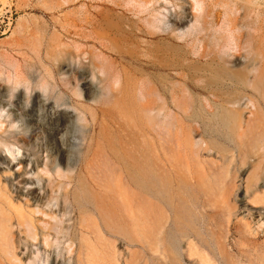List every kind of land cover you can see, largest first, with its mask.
Here are the masks:
<instances>
[{"label": "rangeland", "instance_id": "rangeland-1", "mask_svg": "<svg viewBox=\"0 0 264 264\" xmlns=\"http://www.w3.org/2000/svg\"><path fill=\"white\" fill-rule=\"evenodd\" d=\"M146 1L0 0V138L11 130L8 141L20 147L19 157L31 156L32 163L34 151L40 168L57 157L63 174L76 171L87 152L89 186L107 206L120 203V219H150L151 207L159 206L173 247L163 235L144 247L119 246L116 239L118 264H264V162L259 168L240 163L236 146L223 142L227 152L220 164L214 135L200 118L178 122L190 96L207 111L228 104L219 92L204 90L203 77L188 66L201 64L202 44L228 27L241 36L227 58L238 67L251 63L256 43L264 47V0ZM178 17L183 22L173 26ZM237 89L239 104L252 107L255 96ZM163 110L171 125L160 126L158 148L152 116ZM187 131L192 144L184 143ZM142 165H158L160 175L170 177V204L154 197ZM251 174L258 190L247 196L244 184ZM59 202L61 214L62 192ZM0 258L12 264L2 252ZM50 262L60 263L53 251Z\"/></svg>", "mask_w": 264, "mask_h": 264}, {"label": "bare ground", "instance_id": "bare-ground-1", "mask_svg": "<svg viewBox=\"0 0 264 264\" xmlns=\"http://www.w3.org/2000/svg\"><path fill=\"white\" fill-rule=\"evenodd\" d=\"M149 1L148 4L151 3V0ZM162 19L157 16L154 18L157 21ZM205 20H203L204 24ZM182 22V17L174 18L172 25ZM239 36L241 35L234 33L230 27L222 31H215L209 36L210 40L202 44L204 46H202L199 55L203 57L204 61L201 64L188 66L192 73L203 77L202 87L204 90L212 94L219 92L222 94L221 100L229 105L220 103L215 105L211 111H207L200 106V102H197L196 108L195 99L190 96V101L185 104L191 109L184 108V115L179 116L178 122L182 123V117L191 120L200 118V121L198 120L200 125L214 135L213 142L217 144H213L221 154L219 156L220 164L224 162L227 152V145L223 142H228V144L232 143L236 146V154H241L240 163L251 161L250 164L259 168L264 162V47L259 42L256 43L258 51L250 60L251 63H245L238 67L232 59L227 57L233 55L232 52L236 50L235 46ZM184 52L187 53V50ZM162 86L163 89H168L166 83L163 82ZM237 88L249 90L255 96L254 101L251 102L252 107L246 108L239 104L240 100L237 94L240 91ZM5 114L4 117L7 115ZM169 115L168 111L163 110L162 114L156 112L152 116L153 124H155L154 139L158 148H162V143L158 138L160 126L166 130L171 125L168 119ZM8 122L10 123V121ZM6 128L8 130V127ZM17 131L19 132V130ZM11 134L10 130L9 136ZM8 137L3 138L4 146H2V149L5 147L4 150L7 153L0 148V252L12 264H53L50 262L52 251L58 257L59 264H118L121 252L116 248V239L119 240V246L126 243L128 246L144 247L145 243L160 239V236L163 235V239L168 237L169 243L171 239V247H173L175 238L174 236L171 238L170 226H167L168 222H165L157 204L153 208L151 207L150 219L126 221L120 219V203L117 204V208L107 206L108 204L102 200L103 194L90 188L88 167L85 162L87 152L83 156V164L79 168L77 167L76 171L73 172L71 169L69 174H63L59 169L57 157L53 161H43L44 164L40 168L41 164L38 163L40 160L37 153L31 151V154L35 155L32 163L31 156L28 158L26 155L24 158H22L23 156L19 157L20 147H14L15 143L9 142ZM21 138L24 143L29 142L27 133L23 132ZM184 143H193L189 131L184 136ZM28 148L26 147V149ZM234 155L231 151L230 157L233 158ZM24 160H28L27 166L23 164ZM14 161L19 165L17 169L13 168ZM72 164L71 157L69 166ZM28 166H30L29 169ZM139 171L149 178L157 201L170 204L172 195L167 193L170 177L160 175L158 165L149 167L142 165L139 167ZM238 172V169L234 170L233 178L237 176ZM254 177L256 176L251 174L245 179L244 190L247 196L258 190L252 180ZM64 178L67 182L64 181L66 184L62 187ZM1 180H4L3 183ZM138 181L142 183L141 180ZM71 182L74 186L70 192L68 187ZM32 183L36 185L32 186ZM235 187L236 184L232 183L231 188L235 189ZM59 191L62 192L65 200L61 214H59ZM116 193V196L120 197V190ZM86 204L92 206L87 207ZM137 210L143 216L142 210ZM15 227L18 232H14L13 228ZM128 251L130 256L125 261L130 262L134 258L131 254L133 251L131 249ZM45 255L46 257H44ZM23 256L26 258L29 256V259H22ZM1 264L3 263L1 262Z\"/></svg>", "mask_w": 264, "mask_h": 264}, {"label": "clouds", "instance_id": "clouds-1", "mask_svg": "<svg viewBox=\"0 0 264 264\" xmlns=\"http://www.w3.org/2000/svg\"><path fill=\"white\" fill-rule=\"evenodd\" d=\"M94 81V80H93ZM95 82V81H94ZM5 112H6V109L4 108Z\"/></svg>", "mask_w": 264, "mask_h": 264}]
</instances>
